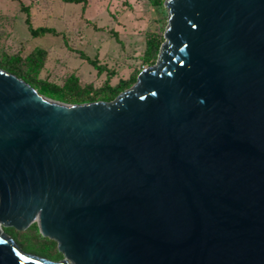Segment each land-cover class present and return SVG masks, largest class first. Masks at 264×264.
I'll return each mask as SVG.
<instances>
[{
	"label": "water",
	"instance_id": "obj_1",
	"mask_svg": "<svg viewBox=\"0 0 264 264\" xmlns=\"http://www.w3.org/2000/svg\"><path fill=\"white\" fill-rule=\"evenodd\" d=\"M164 7L157 63L112 102L0 68V224L64 255L0 227V264H264V0Z\"/></svg>",
	"mask_w": 264,
	"mask_h": 264
},
{
	"label": "rangeland",
	"instance_id": "obj_2",
	"mask_svg": "<svg viewBox=\"0 0 264 264\" xmlns=\"http://www.w3.org/2000/svg\"><path fill=\"white\" fill-rule=\"evenodd\" d=\"M25 7H29V12ZM164 9L166 13L162 15L148 0H88L85 10L82 4L61 0H0V47L28 53L36 46H47L49 57L40 78L61 84L74 72L80 79L101 86L106 73L97 75L96 69L80 57L81 51L113 71L110 83L115 85L150 67L142 61L146 39L155 32L164 37L168 25V12ZM28 15L34 27L48 26L59 35L32 37L25 23ZM4 228L1 224L2 231ZM7 235L23 253L44 258L31 244L30 235Z\"/></svg>",
	"mask_w": 264,
	"mask_h": 264
},
{
	"label": "trees",
	"instance_id": "obj_3",
	"mask_svg": "<svg viewBox=\"0 0 264 264\" xmlns=\"http://www.w3.org/2000/svg\"><path fill=\"white\" fill-rule=\"evenodd\" d=\"M64 3L83 5L84 10L88 4V0H61ZM149 3L161 14H165L164 9L165 0H148ZM24 10L29 12V7H25ZM165 17V15H164ZM25 23L28 26V30L32 37H42L47 34L59 35V32L48 26L34 27L32 24V18L28 15L25 19ZM1 33V28H0ZM115 39L120 43L118 34L114 33ZM165 41L161 33H151L146 39V48L144 50L142 61L144 64L152 66L156 63L159 55L161 45ZM80 57L86 60L92 65L97 75L106 73L107 79L101 85L96 87L93 82H86L79 78L76 73L69 74L61 84H55L47 79L40 78V74L43 71L48 57L49 48L47 46H36L28 53L22 52H10L0 47V68L17 76L25 81L40 94L51 98L53 100L63 102L66 104H85L92 102H112L119 94L125 90L131 88L137 81V73L131 74L128 79H120L115 85L110 83V77L114 75L113 71H109L106 66L99 63L97 58H90L83 52H78ZM3 231L9 235H13L19 238L20 235H30L31 244L35 245L40 252V255L44 258L50 259L53 262H59L64 259V255L58 250V244L55 240L41 235L37 223H33L26 230H16L15 228H4ZM27 232L29 234H27Z\"/></svg>",
	"mask_w": 264,
	"mask_h": 264
},
{
	"label": "bare ground",
	"instance_id": "obj_4",
	"mask_svg": "<svg viewBox=\"0 0 264 264\" xmlns=\"http://www.w3.org/2000/svg\"><path fill=\"white\" fill-rule=\"evenodd\" d=\"M34 222H37V221H34ZM0 227H1V224H0Z\"/></svg>",
	"mask_w": 264,
	"mask_h": 264
}]
</instances>
